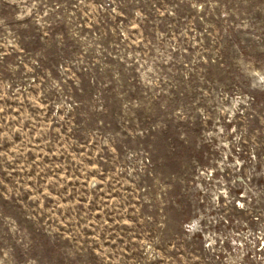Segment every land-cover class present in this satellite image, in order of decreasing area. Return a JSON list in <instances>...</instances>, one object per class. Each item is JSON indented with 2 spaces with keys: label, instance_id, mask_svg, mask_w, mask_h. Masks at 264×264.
<instances>
[{
  "label": "rangeland",
  "instance_id": "1",
  "mask_svg": "<svg viewBox=\"0 0 264 264\" xmlns=\"http://www.w3.org/2000/svg\"><path fill=\"white\" fill-rule=\"evenodd\" d=\"M0 264H264V0H0Z\"/></svg>",
  "mask_w": 264,
  "mask_h": 264
}]
</instances>
